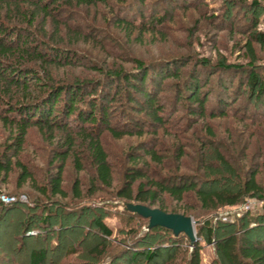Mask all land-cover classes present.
I'll list each match as a JSON object with an SVG mask.
<instances>
[{"label":"rangeland","instance_id":"obj_1","mask_svg":"<svg viewBox=\"0 0 264 264\" xmlns=\"http://www.w3.org/2000/svg\"><path fill=\"white\" fill-rule=\"evenodd\" d=\"M61 4L59 8H49L53 9L49 17L39 15L31 28L37 42L47 40L73 55L70 64L53 65L47 72L58 82L101 79L98 81L102 86L97 90L105 85L109 96H116L109 102L108 121L115 132L123 134L117 137L103 127L70 121L74 150L63 171V194L53 195L51 176L56 171L55 156L59 150H66L65 132L55 130L51 137L48 131L33 126L16 153L9 146L10 129L0 122V161L6 157L12 162L11 172L0 175V264H30L34 250L44 251L46 264H185L197 243L201 264H223L214 242L207 243L202 230L206 219L212 218L214 223L213 212L197 210L187 215L193 220L197 238L192 244L183 233L174 235L171 230L151 228L144 210L157 207L128 200L119 190L131 157L142 156L145 149L151 148L166 165L160 170L163 174L233 177L224 170L203 172L199 162L203 143L210 153L208 165L222 155L242 163L248 173L258 171V181L264 179V97L258 98L257 88L251 89L246 82L249 66L264 78V38L250 37L264 34V0ZM0 16L5 18L3 12ZM54 33L57 35H50ZM139 62L149 69L147 88L162 106L161 116L165 119V127L145 124L142 134L133 128L138 112L130 102V97L142 101V96L121 80L107 84L101 77L102 72L119 69L135 74ZM219 64L242 68L225 74L215 69ZM34 65L41 71L39 64ZM178 70L177 78L165 76ZM161 71L165 72L157 76ZM195 73L206 98V114L202 117L194 114L196 103L177 99L185 92V80ZM212 111L214 117L210 116ZM99 130L111 167L108 186L96 182L84 137L85 133ZM179 151L184 156L177 159ZM74 157L81 170L76 168ZM142 159L149 160L146 155ZM16 161L29 172L30 180H19L21 168ZM250 199L253 205L249 210L238 205L219 213L222 223L234 224H213L215 239L222 230L236 231L238 225L243 229L257 228L259 216L264 215V200ZM188 200L186 203L192 204ZM223 216L228 217L226 221L221 219ZM97 220L107 227L109 235L97 226ZM149 252L161 256L149 259L145 256ZM173 252L175 255L168 260V254Z\"/></svg>","mask_w":264,"mask_h":264},{"label":"trees","instance_id":"obj_2","mask_svg":"<svg viewBox=\"0 0 264 264\" xmlns=\"http://www.w3.org/2000/svg\"><path fill=\"white\" fill-rule=\"evenodd\" d=\"M100 1L104 0H0V15L3 12L5 16V18L0 16V122L10 129L11 145L9 146L13 147V152L16 153L21 150L28 129L33 126L48 131L51 137L55 130L65 132L66 139L63 144L66 150H59L55 156L57 166L55 173L51 176L53 195L63 194L61 188L63 171L66 160L74 150V139L70 135L72 132L70 121L82 126L86 124L92 127H103L117 137H120L123 132H115L108 121L111 108L109 102L115 100V94L109 96L105 85L97 90L99 86H102L99 82L101 79L56 81L47 72V68L62 63L70 64L73 55L60 47L51 45L47 40L37 42L38 39L34 37L31 28L39 15L42 18L50 16L53 10L49 9L51 6L59 8L58 4L61 3L60 6H66V4L92 5ZM138 1L143 2V0ZM158 19L159 17L156 18ZM50 35L54 37L57 33ZM250 37L251 39L264 38V34L256 33ZM40 46H44V49ZM247 46L251 51L250 42ZM35 63L41 66V71L34 65ZM241 68L242 66L224 64L215 67L216 70H221L225 74ZM250 68L251 66H249L246 82L251 89L257 88V97L262 98L264 97V78ZM136 72L130 74L120 69L110 70L102 72L101 77L106 79L107 84L121 80L127 84L129 89L142 96V101L130 97L132 107L138 112L136 114L138 118L134 117L133 128L142 134L146 131L143 128L145 124L149 123L161 128L165 127V119L161 116L162 106L147 88L149 69L139 62ZM163 72L165 71L157 72L156 75H161ZM169 74L165 76L177 78L180 76V71ZM184 84L185 92L183 96L177 95V99L183 98L187 103H196L194 114L205 116L206 98L203 97L198 74L190 75V79L185 80ZM210 116L214 117L215 113L210 112ZM79 130L85 132L81 127ZM99 133L100 130L90 135L85 133L84 137L88 142V154L94 164L96 182L108 186L112 179L111 167ZM201 146L199 162L204 169L203 172L207 170L221 173L224 170L233 177L225 179V177H213L203 173V175L193 177H187L184 174H163L160 170L166 169V165L160 155L151 148L145 149L142 154L149 158L148 161L143 159L141 161L142 156L140 155L137 158L136 156L131 157V164L124 170V184L119 190L120 195L128 200L155 205L157 209L165 213L187 216L195 214L197 210L213 212L214 223L212 218L206 219L202 230L206 232V242H214L222 263L264 264V215L259 216L256 223L257 230L253 227L243 229V225H238L236 231L233 232L222 230L216 239L214 235L216 225H213L220 223L226 227L234 224L220 221L219 213L223 209L237 207L248 198L264 200V179L261 182L258 181V171L252 170L248 173L242 163H236V160L226 159L222 155L216 163L208 165L206 159L210 153L206 150V144L203 143ZM176 155H179L177 159H180L184 156V152L179 151ZM3 158L0 161V175H8L12 170V162L6 157ZM74 158L76 168L81 170L79 160ZM15 164L21 168L19 180L22 182L30 180L31 175L26 168L17 161ZM177 168H180V165ZM187 200L192 204H187ZM193 204L197 209H194ZM96 224L109 235V230L102 221L97 220ZM154 227L170 230L161 226ZM255 230L257 233L254 232ZM199 248L198 243L194 245L188 253L185 264H201ZM174 255L175 252L168 254V260H171ZM145 256L150 259L161 255L158 252H149ZM133 258L134 255H131L129 260L132 261ZM29 260L30 264H46V255L43 250H34L31 251Z\"/></svg>","mask_w":264,"mask_h":264},{"label":"water","instance_id":"obj_3","mask_svg":"<svg viewBox=\"0 0 264 264\" xmlns=\"http://www.w3.org/2000/svg\"><path fill=\"white\" fill-rule=\"evenodd\" d=\"M144 216L149 218V226H161L170 229L174 234L183 233L193 244L197 238L193 220L189 216L177 213H165L157 208H145Z\"/></svg>","mask_w":264,"mask_h":264},{"label":"built area","instance_id":"obj_4","mask_svg":"<svg viewBox=\"0 0 264 264\" xmlns=\"http://www.w3.org/2000/svg\"><path fill=\"white\" fill-rule=\"evenodd\" d=\"M252 205H253V200L250 199V198H248L243 203L240 204V207L239 208L244 209V210H249ZM227 218H228L227 216H223L221 219L223 221H226Z\"/></svg>","mask_w":264,"mask_h":264}]
</instances>
